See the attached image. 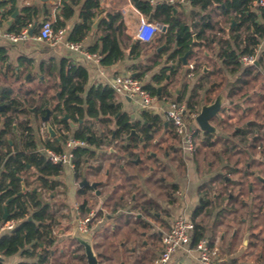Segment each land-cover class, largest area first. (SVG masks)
I'll use <instances>...</instances> for the list:
<instances>
[{
    "label": "trees",
    "instance_id": "1",
    "mask_svg": "<svg viewBox=\"0 0 264 264\" xmlns=\"http://www.w3.org/2000/svg\"><path fill=\"white\" fill-rule=\"evenodd\" d=\"M10 1L4 0L1 4L6 5ZM81 1L62 0L61 13L54 20L55 29L66 27L67 20L75 14L74 5ZM189 1L194 8L199 9L198 13H200V19L192 23L183 20L175 12L174 7L167 3L153 5L150 0H132L136 8L145 15H153L154 21L168 25V29L165 32L161 31L159 36L149 44H153V42L156 44L164 43L163 51L171 50L169 60L177 59L180 63L183 61L181 57L191 49L188 58L194 57V70H198L200 67L199 52L208 49L211 42L216 40L215 35L209 33L214 25L210 15L206 13L209 8L216 5L222 9L223 14L227 16L230 23L233 20L237 22L231 28L240 29L241 26L246 25L251 33L250 38L245 37L243 33L231 35L234 40L233 44L228 39L221 37L219 39L218 57L230 73L240 72L235 83L247 82L250 77H256V71L244 67L240 60L242 54L253 50L250 48L251 45H257L264 39V11L260 16L251 8L255 0ZM193 13L195 14L197 11H193ZM39 14V7L30 5L23 7L22 13L16 17L10 31L18 32L23 27L33 24ZM45 14L47 16L45 20H52L47 9ZM100 15H103V18L96 29L97 39L88 46V49L91 52L102 54L101 63L105 66L113 65L125 58L127 48L130 50L129 56L132 59L140 58L144 43L130 40L125 31L123 14L102 8L99 0L83 1L80 12L82 21L73 26L70 39L73 41L85 39L92 31L95 19ZM124 38H127L129 42ZM238 48L239 51H237ZM7 60V48L0 47V62L5 66ZM23 61V58H20L21 64H23ZM263 63L264 56L259 60V64L263 65ZM41 66V74L45 75L47 72V76L55 80L53 86L60 92V97L56 94L53 95L56 104L52 108L51 115L52 122L57 123L61 128L54 141L48 140V146L58 151L63 150V142L66 141L67 134L73 130L71 120L80 122V127L74 130V135L88 142V146L78 147L75 150L77 162L75 176L79 178L82 166L89 165L90 158L97 155L96 152L106 141L105 138L110 139L114 134V140H125V136L131 132L134 125L128 111L123 110V104L111 85L95 83L86 90L89 72L82 64L75 63L68 57H63L59 61L52 58L48 64L43 62ZM134 68V70H137L136 76L138 77H143L150 69L149 67L139 69L136 65H134ZM255 69L257 70L258 67ZM15 72L18 74V71ZM175 74H177V69L171 65L163 66L152 75L146 86L153 94L159 95L160 98H168L171 93L167 85L162 87L160 94H158V86L167 79L168 75L174 76ZM210 74L211 72L204 73L197 80L186 101L189 110H197L198 106L202 105V100H206L200 96V93L204 88L210 89V86L206 85V81H210ZM236 88L233 87L231 92L237 91ZM32 92L27 90L23 94L12 95V89H5L0 84V254L3 258L20 254L23 260L17 264H72L73 259L87 264L86 253L83 251L85 247L81 243L73 244L71 255L68 252L58 250L61 239L56 234L55 227L60 225L64 214L61 215L60 206H63V204L58 203L56 196L63 184L64 167L52 163L45 155L36 150L39 143L37 129L39 124L36 127L31 119L23 116L35 115L38 123L46 114V106L51 105V103L45 97L38 104H36L37 101L34 96L32 100L25 99L26 95L32 94ZM177 100L182 101V96L179 95ZM207 101L211 102L212 98ZM1 105H3V108H1ZM28 105L34 107V109L30 111ZM66 114L69 115L70 119L64 118ZM142 116L154 125L160 120L159 115H154L147 110L142 112ZM217 121L219 124L223 123L220 119H217ZM148 122L142 128L146 147L151 140V136L148 134ZM96 123L109 127V134L107 136L99 134L95 128ZM110 124H112L111 127ZM248 128V126L239 128L235 132L246 136ZM17 130L21 131L23 143L22 147L13 148L11 145L13 139L10 138V135ZM138 141L139 139L133 136L127 145H123L128 153L129 163L131 162L130 158L136 154L134 147L138 144ZM209 144L212 146L215 142ZM117 157L120 159L119 155ZM113 164L115 163H111V165ZM103 167V163H99L97 171L102 170ZM120 167H122L121 164ZM44 189L49 195V200L44 197ZM91 190H95V188L85 185L80 187L79 193L85 196ZM127 192L132 194L133 189L130 188ZM211 198H204L193 213L192 219L196 224L195 242L206 235V227L198 220V217L205 209L210 208L212 205ZM86 204L87 201H83L82 208H85ZM138 206L142 211L147 212V210L153 209L156 203L153 200H147ZM215 207L213 206V208ZM5 209H7V217H4ZM12 220L16 221L13 228L1 230L8 221ZM141 225L144 228L150 227L149 222L146 221H141ZM80 251L81 253H79ZM57 253L62 257V260L55 263L54 259ZM99 255L101 257V253ZM68 256H70V260L67 259ZM99 262L101 264V259H99ZM0 264H5L1 258Z\"/></svg>",
    "mask_w": 264,
    "mask_h": 264
},
{
    "label": "crops",
    "instance_id": "2",
    "mask_svg": "<svg viewBox=\"0 0 264 264\" xmlns=\"http://www.w3.org/2000/svg\"><path fill=\"white\" fill-rule=\"evenodd\" d=\"M2 1L4 0H0V20L2 21L3 30H10L11 25L15 23L16 19H14L13 23L11 24L9 22L13 19L12 15L16 9H19V12L22 13L23 7L30 5L40 8L39 17L33 23L35 24L37 22L36 30L34 32L37 33L39 31L40 24H42V22L47 17L45 10L47 9L49 14H51V19L55 20L57 15L61 13L62 7V0H11L6 5H2ZM83 1L84 0L74 5L75 14L67 20L65 28L68 30L69 37L73 26L82 21L80 12ZM99 2L100 6L106 10L111 12H121L123 14L126 34L130 37V40H133V32L141 16V11L136 9V6L133 4L132 0H99ZM176 8V13H178V15L186 22L192 23L193 21H196V19H191L190 17V12L196 8L194 9V7H192L189 0H187L185 4ZM251 8H253L261 16L262 11L258 9L257 6L252 5ZM236 24L237 22L234 20L232 23H229V27H226V36L223 37L228 39L231 44L234 43V40L231 38V35H234L232 33L234 28H231V26H235ZM96 29L97 28H94L93 26L92 31L84 40V44L87 46V48L97 39L98 35ZM159 34L160 32L155 36V38L158 37ZM216 44V40L211 42V45L213 46H216ZM153 45H155L156 53L160 56V58L158 62V69H156V71L151 75L149 71L146 72V74H148L147 81L150 80L152 75L158 72L163 66L171 65L173 67V65L176 64L177 66L173 68L177 69V74L174 76L168 75L169 77H167V79L161 85H167V88L169 89L170 85L173 83V80L175 78H180L181 81L177 86L176 91L178 96L180 95L186 100L189 98L197 80L204 73L213 72L212 66L209 63V66L202 65L201 69H199L200 71L194 69L192 70L190 65L191 63H195L194 57H190L189 59L191 60H189L186 65L183 64V66L180 67L181 64L177 59L169 60L171 50L166 52L163 51L165 47L164 43L156 44L153 42ZM0 47H5L8 50V60L5 63L6 67L9 68V66H12L14 68V66L20 63V58H23V62L30 64L29 67L27 66L24 68L29 69L34 67L40 74V66L43 62L48 64L52 58H55V60L59 61L63 57H68L75 63L82 64L88 69L89 81L86 86V90H88L89 87L95 83L111 85L114 78L120 74L132 73L133 75H136L137 70H134V65H137L139 69L141 66H145V61L141 59L142 56L137 59H129L126 57L114 63L113 65L105 66L101 63V61L88 58L80 51L69 49L63 42L53 46L49 43L38 41L33 36L26 41L11 43L7 38L0 35ZM203 52L204 55L209 58L210 52L207 50ZM213 57L215 60L214 62L218 64L219 68L217 75L220 76L221 80H214L210 85V89L204 88L201 91V96L204 99L206 93L209 95L212 91H214V95H211V98L215 99L218 95H222L223 106L219 114L212 121V124L216 128V132H211V138L206 140L207 142L204 146V149L207 150H211L212 148L214 149L213 152L211 151L213 159L208 161L206 159V155L202 157L204 160L201 159V165H207L208 169L198 173L195 164H192L191 160H189L187 157V174L185 177H180L175 174L174 179L171 181V183H176L179 185L176 193L171 192V194H173L171 195L173 198H171V196H169V199L167 200H163L161 196L155 198L147 189L143 195L148 197L147 200L156 201L164 211H170L173 214L172 217L180 213H186L192 217L194 211L198 207L201 195L204 193L206 198H211L212 196V205L216 207L213 208L211 205L210 208H208L211 210H204V213H211L208 226L206 225L205 221H203V219L201 222L206 227V233L209 234H206L205 236L212 240V244L218 251L216 264H258L253 260V256H256V252L258 250L255 244V247L252 251L246 252L245 249L250 248V242L248 240V244L245 245L243 243L245 239L244 238L243 242H241L239 245V248L237 247V251H231V248L227 249V247L222 246L219 233L224 229L228 230L233 229L232 227L236 228V223H238L237 221L240 216L242 206L245 204L249 205V203L250 210L248 212L250 213L253 222H255V224L259 222L257 225L260 229L263 226L262 221L264 220V208L261 209L260 206H264V185L257 181L251 172L257 170V172L260 171V173L264 174V129L262 126L259 127V125L262 123V120L264 121V119H262L264 114V67L262 64H259L258 69L253 70L254 72L256 71V77L252 76L249 78V81L237 84L235 82L238 79L240 72L230 73L223 64L220 57ZM208 60L209 59H207L206 62H208ZM205 67L207 68L206 70ZM42 76L43 78H41V80H43L45 76L39 75V77ZM193 76H195V78ZM186 77H190L189 80H193L191 85H187V83H185V89L182 92V83ZM233 87H237V91H233L232 93L231 91ZM117 95H119V100L122 102L124 109H127L128 105H136L134 101H131L123 95ZM202 102L203 104L206 103L203 100ZM23 117H28L31 119L32 123L36 127L38 124L40 126L42 122L39 121L37 123L35 115H24ZM217 119L222 120L223 123L215 124L214 121H217ZM232 122H234L233 126L230 125ZM223 124L224 127L222 126ZM246 126L249 127V135L248 137L245 136L246 138L242 139L235 131ZM227 127L232 128L230 130L227 129ZM258 128L260 130V135L258 134L255 139H252L250 135L254 129ZM10 138L13 139L11 141L13 148L17 146L22 147L23 140L20 130H17L15 133L11 134ZM210 142H215V144L211 146L209 144ZM108 152L110 154H116L114 151ZM96 153L100 156V149H98ZM121 165L122 169L120 175L123 176L122 173L127 174V172H125V165L123 163H121ZM113 170L114 169H111L110 167L104 166L102 170L95 173V178L98 175H100V177H97V179H94L93 181H102V184L98 187L100 193L98 194L96 190L97 196L102 199H111L114 201L113 203L115 205H118L115 214L112 215V218H110L111 215L108 216L109 220L118 219L117 221H112L111 230L115 229L116 226H118L119 230L121 231H124V229H130L129 231L132 230L133 234L136 233L139 237H141L142 242L141 246L138 244L130 246L128 241L122 240L120 246L117 248L115 247V250L119 251L122 249L124 253L129 252L131 254V258L136 256L135 259L133 258L132 264H156V259L159 257L163 249V245L160 252H154L153 254L151 250L153 245L146 238V236H152L156 232L159 235L163 233L164 227L161 225V222H159L161 213L158 211L153 213L156 219H158L156 223H153L149 219V213L147 214L142 212L140 206H138L140 203H142V201H139L142 192L141 190L145 189L142 176L139 177L135 174H128L129 177L127 178V181L129 189H133L132 194H128L127 191L129 189L123 191L125 185H122V183L119 181H113L115 179H120L118 173ZM72 172L74 173V171ZM201 184H204L205 189L208 190L205 191V189H200ZM244 186H247V193H245L243 190ZM61 187L62 185L60 186V189ZM210 188L213 189L212 192L209 190ZM259 211L262 212L261 217ZM204 213L198 217V220L204 215ZM172 217L170 218L169 222L170 226L172 223ZM124 220L125 222H123ZM244 220L245 218L241 217L239 223L242 224ZM141 221L149 222L150 227H142ZM214 225L215 227H213ZM132 247H134V249H132ZM136 253H140L139 256H141L139 257L136 255ZM243 254H247L248 257L252 258L244 260L243 263H240L237 261V259ZM261 255L263 254L261 253ZM147 259H149V262ZM3 260L5 264H17L23 260V257L20 254H15L4 257ZM180 262H182V264H201L196 259L195 252H192V254L189 256H185L183 253H180L176 255L168 264H179Z\"/></svg>",
    "mask_w": 264,
    "mask_h": 264
},
{
    "label": "rangeland",
    "instance_id": "3",
    "mask_svg": "<svg viewBox=\"0 0 264 264\" xmlns=\"http://www.w3.org/2000/svg\"><path fill=\"white\" fill-rule=\"evenodd\" d=\"M193 7V6H192ZM195 9V8H194ZM198 8H196L193 11H197V13L190 12V17L191 19H200V13H198ZM208 15L211 17V21L214 25V28L209 30L210 35H215L216 38V46L214 45H209L208 49H205L210 52L209 58H207L205 55H203V50L199 52L198 56H200V69L202 65H207L211 64L213 72H211L209 78L210 81H206V85L210 86L211 83L214 80L220 81L221 78L219 75H217L218 72V64H216L214 61V57H218V44H219V39L224 36H226L227 28L229 27V19L227 16H225L222 12V9L217 7L216 5L212 6L209 8L206 12ZM225 27V28H224ZM227 27V28H226ZM220 37V38H218ZM127 42L128 39L124 38ZM204 50V51H205ZM129 48L126 49V56L125 58L132 59L129 56ZM239 51V48L237 49ZM160 56L156 53L155 45L149 44V43H144L143 49H142V60L145 61V66L144 67H149L150 69L148 70L150 75L158 69L157 63L159 62ZM164 59V58H163ZM208 62H206V60ZM141 60V61H142ZM188 61L191 59H187ZM209 63V64H208ZM182 67L183 62L180 63ZM137 66V65H136ZM143 66L140 67V69L144 68ZM264 67V63H263ZM198 68V71H200ZM20 75V76H18ZM28 75H30L28 77ZM41 75L36 71V69L33 68H24L18 72V74L15 72L14 68L10 66L9 68H5L4 65L0 63V84L5 87V89L9 88L13 90L12 95L15 94H23L27 90L33 91L32 94H27L26 98L27 100H32V97L34 96L36 98V101L38 104L43 97L47 98L50 100L51 107L54 106L56 103V100L53 98V95L56 93L57 88L53 86L54 84V79L51 77L47 76V72L45 73V77L43 80H41L42 77H39ZM28 77V78H27ZM31 77V78H30ZM195 78V76H193ZM189 78H185L182 83V92L185 89V83L187 85H191L192 80H189ZM149 81V80H148ZM147 81V82H148ZM180 78H175L173 80L172 85L169 87V91L171 94L168 95V100L169 99H178V94L176 91L177 86L180 84ZM190 81V83H189ZM5 94V93H4ZM39 95V96H38ZM211 95H214V91L211 92V94L204 96L206 98V101L211 98ZM201 96V93H200ZM217 96V95H216ZM119 97V95H118ZM201 98V97H200ZM215 98V97H214ZM183 102L186 103V99L183 98ZM32 102V101H30ZM34 107H31L28 105V109L30 111L33 110ZM198 109H200V106H198ZM129 113H136L137 115H141L140 111L137 109L135 105H128L127 108ZM233 121V120H232ZM215 124H219L218 121H214ZM234 122L230 124L233 126ZM77 125H75L76 127ZM112 124H110V127ZM224 127V124L222 125ZM226 127V126H225ZM95 128L97 129L99 134H102L104 136H107L109 134L110 128L100 124L96 123ZM219 128V127H218ZM232 127H227V129L231 130ZM174 133V132H173ZM172 133V135H173ZM171 133L164 132L163 130H160L157 133V137L159 139V145L156 146H150L149 150L147 152H141L140 149H137V153L133 155L130 159V163L128 162V153L125 151L124 147H122V143L120 140H113L112 143H107L106 145L102 146L100 148V156L102 157V162L105 167H110L111 169H114L113 171H116L119 176V180H113L114 182L119 181L122 183V185H125V188H123V191L129 189L128 181L127 178L129 177L128 174H135L137 176H142L145 184V189L141 190V196L139 201H147L148 197L144 196L143 193L146 192V189L151 192V194L155 197L158 198L161 196L163 200L169 199V196L173 195L172 193H176V190L172 187L171 181L174 179V175H178L180 177H185V175L188 172V164L180 157V163L173 160H170V157L172 159L173 153L176 152V147L171 146L172 141H168V136ZM175 145H179V141L177 139L174 140ZM199 143V142H198ZM161 144V145H160ZM112 147L113 149H116L118 151V155L120 156V159H118L117 156H114L108 152L109 147ZM200 145H198V148ZM168 150L171 152L170 157L168 158L167 161L163 160L165 151ZM149 151L157 152L158 155L161 158H149ZM211 151L213 152L214 149L212 148L211 150L204 149V147H200L197 150V154L193 156L194 161H192V164L196 163V169L198 173L208 169L207 165H201V159L204 155H206V159L209 161L210 159H213ZM176 155V154H174ZM95 158V157H94ZM95 159H91V163H94ZM139 160L140 163L136 164ZM137 161V162H135ZM111 162H114L113 166H111ZM124 163L125 167V172L127 174L122 173L123 176H121V169L120 164ZM97 165H85L82 166L81 169V175L80 177H76L75 174L71 171L68 170L66 167H64V174L62 176V187L61 190L57 192V200L58 203L63 204V206H60V211L62 212V222L60 225H57L56 228V234L59 235V238L61 239L60 243L58 244V250L59 251H65L68 252L69 255H71V251L73 250V244H76L79 242V236H76L75 232V218L78 215V211L81 215H88L90 212H94L95 216L90 224V231L88 234V238L93 246L94 252L98 259H101V264H120V263H125V264H132L133 263V258L135 259L136 256L131 258V254L129 252L124 253V251L121 249L119 251L115 250L117 247L120 246L122 240H126L129 242V245H139L141 246V237H139L136 233L133 234L132 230L129 231L127 229H124V231L119 230L118 226L115 227V229L111 230L112 226V221L113 220H118V219H113L109 220L108 216L112 218V215L115 214L117 204L115 205L113 200L111 199H102L97 196V193L95 190L89 191L85 196L80 195L79 189H80V181H82L84 178H87L90 182L91 180L97 179V177H100L98 175L96 178L94 177L95 173L97 172ZM172 165H176L178 167L176 169V172H172ZM151 167L152 170H151ZM243 167V164H242ZM103 176V174H102ZM163 177H165L163 181ZM205 189V188H204ZM208 190V189H207ZM205 189V191H207ZM212 192V188L209 189ZM243 190L245 193H247V186L243 187ZM122 192V191H121ZM148 194V192H147ZM140 195V193H139ZM212 197V196H211ZM45 198L49 200V195L46 193ZM173 198V196H171ZM146 199V200H145ZM87 201V204L85 208H82V203L83 201ZM78 205L79 210H77L76 206ZM250 205V203H249ZM249 205L245 204L242 206L241 211H240V216L238 218V223L236 228L232 227L233 229H228V230H222L219 235H220V240L221 244L223 247L231 248V251H237V247L239 248V245L241 242H243V239L245 238V235L247 234L249 228H250V234H249V242H250V248L245 249L246 252H250L254 249V244L257 246V254L256 256H253V260L258 263V264H264V220L263 226L260 229L257 225V222H253L252 217L250 216V213L248 212L250 210ZM260 205V203H259ZM261 209L264 208V206H260ZM156 211L161 213V218L159 219L161 222V225L164 227V231L169 229L170 226V218L172 217L171 212L169 211H164L162 208L156 209ZM263 211V210H261ZM260 212V211H259ZM260 217L262 216V212L259 213ZM150 221L153 223H156L158 219H156L154 214H148ZM211 217V213H204V215L199 219L200 221L203 219L205 221L206 225L208 226L209 219ZM242 218H245V220L240 224V220ZM158 218V217H157ZM132 219V218H131ZM134 219V218H133ZM125 222V220L123 221ZM121 223V222H120ZM215 224V221H214ZM233 226V225H232ZM132 227V226H131ZM215 227V225L213 226ZM163 231V232H164ZM163 234V233H162ZM162 234L159 235L157 232L154 233V235H147L146 238L152 243L153 247L151 248L152 253L154 252H160L162 248ZM209 235L208 233H206ZM217 235V234H216ZM218 236V235H217ZM116 247V248H115ZM134 249V247H132ZM85 251V249L83 250ZM81 253V251L79 252ZM101 253V257L99 255ZM151 253V254H152ZM261 253L263 255H261ZM140 253H136V255L139 256ZM261 255V256H260ZM141 256V255H140ZM139 256V257H140ZM150 256V255H149ZM251 259L252 257H248L247 254L241 255L237 261L240 263H243L244 260ZM70 260V256L67 258ZM150 259V258H149ZM149 259L148 262H149ZM60 260H62V257L59 256V253H57L56 258L54 259L55 263H58ZM151 260V259H150ZM242 261V262H241ZM72 264H83L79 262L76 259L72 260ZM88 264V262H87Z\"/></svg>",
    "mask_w": 264,
    "mask_h": 264
},
{
    "label": "built area",
    "instance_id": "4",
    "mask_svg": "<svg viewBox=\"0 0 264 264\" xmlns=\"http://www.w3.org/2000/svg\"><path fill=\"white\" fill-rule=\"evenodd\" d=\"M150 2L153 5L167 3L173 7H179L185 4L187 0H150ZM253 5L257 6L261 11H264V0H255ZM140 13L139 22L134 29L132 37L134 41L150 43L154 40L155 36L162 31L161 24L149 20L148 16L143 12ZM33 25L34 24H29L16 32L3 30L2 21L0 20V35L7 38L11 43L26 41L32 36L38 41L49 43L53 46L63 42L69 49L80 51L88 58L101 61L102 54L99 52H91L84 44L85 39L73 41L68 36V30L65 27L55 29L54 20L43 21L39 31L31 35L30 29ZM232 33L234 35L243 33L249 38L251 36L250 30L246 25L241 26L240 29H234ZM250 48L253 50L242 54L240 60L244 67H249L254 70L258 67L260 58L264 56V39L257 45H251ZM190 67L193 70L195 63H191ZM147 76L148 74L143 75V77H138L132 73L120 74L114 78L111 86L115 89L117 94L123 95L131 101H134L139 108L162 112L167 119L171 120L181 135L183 149L187 153H191L194 148V134L196 128L199 127L196 118L200 113V109L191 111L188 109L185 102L176 99L168 100L166 97L160 98L159 95L153 94L146 86ZM52 127L56 131L55 136L50 134L49 125L44 121L41 122L38 127L39 143L36 150L45 155L52 163L60 164L71 171H75L77 168L75 150L78 147L88 146V142L84 139L77 138L74 133L70 132L67 134L66 141L63 142V150L58 151L47 144L48 140L54 141V138L59 134L57 127ZM45 196L46 191L44 189V197ZM76 208L79 210L78 205ZM94 216V212H90L88 215H81L78 211V215L75 218V230H78L84 235H88L90 231L89 226ZM15 223L16 221L14 220L8 221L1 230L11 229L14 227ZM195 235L196 224L192 217L186 213L178 214L173 219L170 228L162 234L163 249L156 259V264H168L176 255L183 253L185 256H189L192 252L196 253V259L201 264H216L218 251L212 244V240L205 236L195 242ZM0 257H2L1 254ZM179 264H182V262Z\"/></svg>",
    "mask_w": 264,
    "mask_h": 264
},
{
    "label": "flooded vegetation",
    "instance_id": "5",
    "mask_svg": "<svg viewBox=\"0 0 264 264\" xmlns=\"http://www.w3.org/2000/svg\"><path fill=\"white\" fill-rule=\"evenodd\" d=\"M179 62V61H178ZM29 67L30 66V64L29 63H27V62H23V64H21V62L18 64V65H16V66H14V70L15 71H20V70H22V69H24V67ZM10 67V66H9ZM41 68H42V66H40V70H41ZM41 75H44V74H41ZM30 76V75H29ZM59 93V94H58ZM58 97H60V92L57 90L56 91V93H55ZM215 99H212V101L211 102H213ZM205 102L206 103H211V102H208V101H206L205 100ZM56 104V103H55ZM54 104V105H55ZM202 105H203V103H202ZM202 105L200 106V108L202 107ZM49 106V105H48ZM136 107H137V109L140 111V114L141 115H137L136 113H129L130 114V117H131V122H132V124L134 125V127L132 128V129H136V131L138 132V135H132L131 136V138L133 137V136H136L138 139H139V141H138V144L134 147V150L135 151H137V149H140L141 150V152H147V150H149V147L150 146H156V145H159V139H158V137L156 136L157 135V133L160 131V130H163L164 132H167V133H171L170 135L171 136H168L167 138H168V141L170 140V141H172L173 140V143H171V146H175L177 149H176V152H174L173 153V156H172V159H171V157H170V154H171V152L170 151H168V150H166L165 151V154H164V157H163V160L164 161H167L168 160V158L170 157V160L172 161L173 160V158L175 159V161H177V162H179L180 163V157L187 163V157L189 158V160H191V163H192V161H194V162H196L195 160H194V158H193V156L195 155V154H197V150L200 148V147H204L206 144V140H208L209 138H211L210 137V135L212 134L211 132H206V131H204V130H202L201 128H200V126L199 127H197L196 128V131H195V134H194V148H193V151L191 152V153H187L184 149H183V146H182V144H181V135L179 134V132L177 131V129H176V127H175V125L171 122V120H169V119H167V117L162 113V112H160V111H157V110H147V111H149V112H151L152 114H154V115H159L160 116V120L156 123V125H154V124H152V122H148L146 119H144L143 118V116H142V112L144 111V110H146V109H141V108H139V106L136 104L135 105ZM49 108H50V106H49ZM52 108L53 107H51L50 109H51V114H52ZM34 109V108H33ZM123 110H125V111H128L127 109H124V107H123ZM66 115H68V114H66ZM66 115L64 116V118H66V119H70L69 118V115H68V117H66ZM262 119H264V114H263V116H262ZM42 121V120H41ZM213 121V120H212ZM147 122H148V134L151 136V140L149 141V144H148V146L146 147V140H145V135H144V132L142 131V128H143V126L145 125V124H147ZM48 125L50 124V125H52V126H56L57 127V130H58V132L60 131V128L61 127H59V125L57 124V123H53L52 122V115L50 116V120L48 121V122H46ZM71 126H72V128H73V130L71 131V133L72 132H74V130L75 129H77V128H79L80 127V122H75V121H72L71 120ZM75 125H77L76 127H75ZM199 125V124H198ZM263 127V129H264V121L262 120V123L259 125V127ZM132 129H131V131H132ZM264 131V130H263ZM174 132V133H173ZM131 133V132H130ZM129 133V134H130ZM172 133H173V135H172ZM264 133V132H263ZM129 134H127L126 136H125V140H120V142L122 143V147H124L123 145H127V143L129 142V140L131 139H128L127 137H128V135ZM258 134L260 135V130H259V128L258 129H254L253 130V132H252V134L250 135L251 137H252V139H255L257 136H258ZM240 135V134H239ZM248 135H249V133H247L246 134V137H248ZM55 136V135H54ZM113 136H114V134H112V138H110V139H107V138H105V142L103 143V145L102 146H104V145H106L107 143H112V141L114 140L113 139ZM240 137L243 139V138H246L245 136H242V135H240ZM175 139H177L178 141H179V145H175V142H174V140ZM116 141V140H115ZM199 142V143H198ZM161 145V144H160ZM198 145H200V147L198 148ZM90 146V145H89ZM125 149V148H124ZM114 151L117 155H118V151L116 150V149H113L111 146L109 147V149H108V151ZM126 151V150H125ZM136 154H138L137 152H136ZM174 154H176V155H174ZM95 157V158H94ZM94 157H91L90 158V160H89V165H96V164H99V163H101L102 162V158H100L99 157V155H96V156H94ZM149 158H161L159 155H158V153L157 152H153V151H149ZM263 158V157H262ZM91 159H95L94 160V163H91L90 161H91ZM131 159V158H130ZM187 160V161H186ZM202 160H204L203 158H202ZM138 161V162H137ZM137 161H135V162H137L136 164H139L140 163V161L139 160H137ZM124 164V163H123ZM195 164V166H196V163H194ZM152 168L153 167H151V170H152ZM178 167H176V165H174V167H173V165H172V172L174 173V172H176V169H177ZM263 172H264V170H263ZM74 173H75V171H74ZM251 174H253L254 176H255V178H256V180L257 181H259V182H261L263 185H264V183L262 182V181H260L259 179H258V177H257V175L259 174V175H262V176H264V174L263 173H260V171L259 172H257V170H254L253 172H251ZM178 176V175H177ZM165 177H163L162 179H163V181L165 180L164 179ZM84 179H87V178H84ZM83 179V180H84ZM254 179V178H253ZM82 180V181H83ZM88 180V179H87ZM82 181H80L79 183L81 184L82 183ZM94 181L93 180H91V182L88 180V183H86V184H84V185H80V187H83V186H85V185H90V186H92L91 185V183H93ZM171 185H172V187L175 189V190H178V184H176V183H171ZM93 187V186H92ZM205 188V186H204V184H201L200 185V189H204ZM97 189L95 188V191H96ZM204 198H206L205 197V194L203 193L202 195H201V197H200V202H199V204H198V206L201 204V202L203 201V199ZM155 203H156V206L153 208V209H149V210H147V212L149 211V214H153L155 211H156V209H159V208H161L160 207V205L155 201ZM142 212H144V213H147L146 211H142ZM169 213H170V211H169ZM204 213V211L201 213V214H203ZM148 214V213H147ZM172 214V213H171ZM173 215V214H172ZM177 216V215H176ZM176 216H174V217H172V221H173V219L176 217ZM263 240H264V237H263Z\"/></svg>",
    "mask_w": 264,
    "mask_h": 264
},
{
    "label": "water",
    "instance_id": "6",
    "mask_svg": "<svg viewBox=\"0 0 264 264\" xmlns=\"http://www.w3.org/2000/svg\"><path fill=\"white\" fill-rule=\"evenodd\" d=\"M175 12H177V8H174ZM19 9H16L15 12L13 13L12 17L13 19L9 22L10 24L13 23L14 19H16L17 15H19ZM103 18V15H100L95 21H94V28H97L99 23L101 22ZM149 20H154V16L153 15H149L148 16ZM139 22V20H138ZM137 22V24H138ZM161 24V30L163 32H165L168 29V25L167 24H163V23H159ZM36 26H37V22L33 25V27L30 29V34L33 35L35 30H36ZM137 26V25H136ZM191 49L188 50L185 55H183L181 58L183 60V64L186 65L188 63L187 57L188 55L191 53ZM259 64V62H258ZM177 65L174 64L173 67H176ZM207 68L205 67V70ZM169 77V76H168ZM163 85H159L158 86V94L161 93V89H162ZM59 94V93H58ZM223 106V96L222 95H218L215 100L211 103H204L202 105V107L200 108V113L197 116V122L200 126V128L206 132H216V128L215 126L212 124V120L219 114V112L221 111ZM1 108H3V105H1ZM50 116H51V109L49 108V106H46V114L42 117V121L44 122H48L50 120ZM66 117H68V115H66ZM49 132L52 136L56 135V131L54 130V128L52 127V125L49 124ZM132 135H138V132L136 131V129H132L131 133L128 135V139L131 138ZM113 151V150H112ZM258 179L260 181H262L264 183V176L262 175H257ZM88 183L87 179H84L82 181V183L80 184L81 186ZM102 184V181H94L93 183H91V185L97 189L98 194L100 193V191L98 190V187ZM25 189V186L23 187ZM9 201V200H8ZM4 217H7V209H5V215ZM76 232V236L78 235L81 236L79 237V242L81 244L84 245L85 247V253H86V257H87V262L88 264H100L98 257L96 256L93 246L89 240V238L87 237L88 235H84L82 233H80L78 230H75ZM249 234H250V230H248L245 239H244V244L247 245L248 244V240H249ZM1 259H3V257H0ZM124 264V263H122Z\"/></svg>",
    "mask_w": 264,
    "mask_h": 264
}]
</instances>
